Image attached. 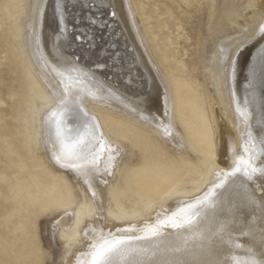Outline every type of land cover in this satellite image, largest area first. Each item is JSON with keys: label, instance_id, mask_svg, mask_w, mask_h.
<instances>
[{"label": "bare ground", "instance_id": "obj_1", "mask_svg": "<svg viewBox=\"0 0 264 264\" xmlns=\"http://www.w3.org/2000/svg\"><path fill=\"white\" fill-rule=\"evenodd\" d=\"M215 1L218 5L226 3V0ZM241 1L229 0L227 3L236 5ZM64 2L72 10L67 15L68 32L72 33L73 17L78 16L81 20V31L91 38L82 46L75 42V33H72L71 43L67 42L63 35L60 40L55 39L54 0H25L24 4L22 29L25 49L29 62L46 92L45 101L37 102L34 115L38 129L37 146L52 168L65 172L74 187L78 204L88 203L93 212L78 225V235L73 243L60 235V229L69 225L73 219L72 206L49 213L41 219L40 235L47 254V264L52 259V254L57 260L55 264H90L89 245L99 237L101 231L105 236L109 231L119 235L116 233L117 228L128 225H136L139 228L148 223H155L157 216L163 218L186 203L196 202L197 198L205 199L220 181L225 183L222 188L215 189L214 208L204 209L191 229L178 231L171 227L166 228L165 235L157 243L161 248H167L182 242L185 237L191 238L195 235L196 239H190L188 253L181 258L197 264H213L216 261L232 264L233 258H251L248 249H252L255 258L260 259V253L264 251V197L261 196L260 185L264 180L257 176L249 182L243 173L225 179L217 173L230 171L236 156L247 158L243 151L247 131L251 129L258 138L260 130L264 128V84L261 82L264 72L261 62L264 50L261 49V44H264V41L257 43L260 25L264 23V0H250L247 4L249 20L246 22L238 18V21L232 24L233 32L219 36L205 58V77L212 93L211 112L215 129L213 164L206 182L195 194L174 193L164 203L155 204L149 211L125 218L115 217L108 211V189L110 182L124 172L126 165L142 154L128 141L116 139L108 132L98 115L100 109L115 111L149 127L152 130V139L161 141L166 147L167 156L181 152H186L192 157L194 154L187 147L182 127L172 116V95L167 78L150 50L131 0ZM105 5L108 7H104ZM113 10L116 12L114 19L111 16ZM90 17L97 19L95 26L89 25ZM104 23L108 26H103ZM85 44L88 45L87 48ZM129 44L131 48L127 49ZM73 51L80 56L82 66L96 69L94 82L75 80V74L69 71L71 65L65 62V58ZM238 51L239 59L233 65L232 59L228 57H234ZM97 62L107 64L108 67L101 70L97 68ZM65 87L69 88L67 96L64 95ZM98 87L104 89L100 94L96 92ZM109 88L112 94H109ZM253 93L255 101L246 106V96L252 101ZM146 96L153 101V112L159 108L158 115L164 117L162 120L155 123L145 121L140 118L138 112L133 111V107ZM60 100H66L71 110L67 119L73 135L76 134V129L83 132L87 123H98L100 128L97 135L102 132L108 143L119 147L120 155L115 167L111 169L112 174L109 175L105 171L108 153L101 152V146L93 142V150L101 155L98 164L100 171L93 173V186L98 193L95 198L87 190V184L82 180L77 181L72 170L61 168L53 160V151H60V145L56 144L53 149L49 143V134H53L54 141L55 132L51 113ZM238 104L241 110L248 107L250 120L243 111L237 110ZM81 108L87 112V117L80 111ZM67 131L68 127L65 128V132ZM169 132L172 135H169ZM111 207L115 209L114 206ZM116 264H120L119 257L116 258Z\"/></svg>", "mask_w": 264, "mask_h": 264}, {"label": "rangeland", "instance_id": "obj_2", "mask_svg": "<svg viewBox=\"0 0 264 264\" xmlns=\"http://www.w3.org/2000/svg\"><path fill=\"white\" fill-rule=\"evenodd\" d=\"M228 1L218 5L215 0H131L167 78L172 116L194 156L186 152L167 156L166 147L152 139L149 127L100 109L108 132L142 154L110 182L107 202L113 216L142 214L174 193L195 194L206 182L213 164L215 129L205 58L219 36L233 32L238 18L247 22L250 17V0L236 5ZM24 4L25 0H0V264H47L41 219L72 206L73 219L60 235L73 243L78 225L93 212L88 203L78 204L65 172L52 168L37 146L34 115L46 92L26 53ZM51 258L54 261L48 264L57 261L53 254Z\"/></svg>", "mask_w": 264, "mask_h": 264}, {"label": "snow or ice", "instance_id": "obj_3", "mask_svg": "<svg viewBox=\"0 0 264 264\" xmlns=\"http://www.w3.org/2000/svg\"><path fill=\"white\" fill-rule=\"evenodd\" d=\"M104 7H108V5ZM71 11L64 0H54L53 17L55 22V39L58 41L63 35L66 41L71 43L72 33H75V42H79L78 46H82L91 38L84 35L81 31L79 27L81 20L78 16L73 17L72 33L68 32L67 15ZM111 16L113 19L115 18V10L111 12ZM88 23L90 26H95L97 19L90 17L88 18ZM103 26L107 27L108 24L104 23ZM260 41H264V23H261L259 28V41L257 43ZM261 49L264 50V44H261ZM239 55L240 53L238 51L234 57L231 55L228 57L232 59L233 65L238 61ZM65 62L71 65L69 71L75 74L76 81L89 83L95 81L97 76L96 69L82 66L80 64V56L75 51L65 58ZM261 62L262 68H264V55L261 56ZM106 67H108L107 64L97 62V68L103 70ZM261 82L264 84V72H262ZM103 91V88L98 87L96 89L97 94ZM108 91L109 94H112L111 88ZM68 93L69 88L65 87L64 95L67 96ZM254 101L255 93L252 94V101H249L246 96L245 105L248 106ZM152 104V99L146 96L139 104L133 107V111L138 112L140 118L145 121L155 123L158 120H162L164 117L158 115L159 108L153 112ZM237 110L243 111L250 120L248 107L241 110L238 104ZM70 111L67 106V101L60 100L55 110L51 113V118L55 122V132L54 141L52 140L53 134H49V143L52 144L53 149H55L56 144L60 145V151H53V160L61 168L72 170L76 175L77 181L80 182L82 180L84 184H87V190L95 198L98 193L93 186V173L100 171L98 164L101 160V155L93 150V142L101 146V152L106 151L108 153V165L105 171L109 175L112 174L111 169L115 167L120 150L118 146L114 147L108 143L104 139L102 132L97 135L100 128L98 123H87L84 126L85 130L83 132L76 129V134L73 135V130L67 119ZM80 111L87 117V112H84L82 108ZM164 113L166 117V108L164 109ZM66 127H68L67 132H65ZM168 134L172 135L171 132ZM229 149L231 150V146H229ZM243 151L247 154V158L236 156L233 159L232 163L234 166L231 170L222 171L217 173V175H223L227 179L236 176L238 173H243V176L249 182L255 180L257 176L261 180H264V128L260 130L258 138L251 129L247 131V141L243 145ZM102 182L107 183V181ZM224 183L225 181H220L219 184H215L214 189L210 190L207 197L203 200L197 198L196 202L186 203L170 215H166L163 218L157 216L155 223H148L139 228L136 225L117 228L116 233L119 235L109 231L107 236H105L103 231H101L99 237L89 245L91 254L90 264H116L117 257L120 259V264H197V262H190L181 258L188 253L190 239H196L197 237L195 235L191 238L185 237L182 242L169 245L167 248H161L157 242L165 235L164 230L168 227L178 231L185 228L191 229L194 223L198 221L204 209L215 207V189L222 188ZM260 192L261 196L264 197V183L260 185ZM221 231H223V228H221ZM132 233L139 234L133 235ZM200 238H202V234H200ZM262 243H264V240H262ZM236 247L242 246L236 245ZM248 251L251 254V258L244 260L233 258L232 264H264V251L260 253V259L255 258V253L252 249H248ZM213 264H222V262L216 261Z\"/></svg>", "mask_w": 264, "mask_h": 264}]
</instances>
